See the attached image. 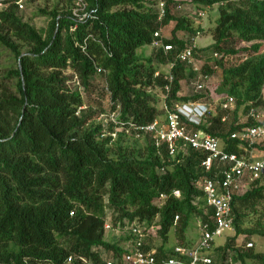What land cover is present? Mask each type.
I'll return each mask as SVG.
<instances>
[{
    "label": "trees",
    "instance_id": "16d2710c",
    "mask_svg": "<svg viewBox=\"0 0 264 264\" xmlns=\"http://www.w3.org/2000/svg\"><path fill=\"white\" fill-rule=\"evenodd\" d=\"M82 1L90 13L82 20L71 6L41 9L49 18L47 27L24 21L15 3L0 11V44L16 62L8 76L0 73V264H86L81 257L104 264L98 247L118 256L124 252L120 242L105 237L109 211L114 228L136 219L158 225L162 244L157 256H166L171 253V229L181 244H189L186 231L193 217H208L197 185L207 174L201 165L206 151L187 148L172 156L148 139L137 147L140 139L129 142L122 133L115 140L102 137L93 123L103 110L101 102L96 113L77 114L80 106L88 105L84 93H92L94 77L101 74L112 99L121 103L124 118L147 124L165 115L151 91L159 87L165 92V72L155 76L159 64L137 50L151 45L154 32L171 20L176 24L166 42L182 45L179 30L196 33L202 28L190 17L172 15L170 8L160 21L155 0ZM190 1L199 9L219 3L209 45L224 52L217 60L223 75L216 90L234 96L237 104L232 113L210 110L200 127L221 138L224 149L242 153L240 140L228 137L246 125L238 123L239 108L249 110L263 102L264 0ZM235 41L253 43L244 47L247 55L226 64L228 54L241 50L229 46ZM157 56L162 62L174 58L162 50ZM203 69L213 72L208 65ZM173 73L165 98L170 108L176 101L202 96L179 95L181 80L186 73L194 74L185 63L177 61ZM10 77L13 84L7 82ZM102 91L107 96L105 86ZM259 147L264 150V145ZM232 207L235 235L219 247L221 261L216 264H229V248L236 262L247 264L250 258L264 264V252L235 246L239 235L264 236V183L236 194Z\"/></svg>",
    "mask_w": 264,
    "mask_h": 264
},
{
    "label": "built area",
    "instance_id": "2783aa9c",
    "mask_svg": "<svg viewBox=\"0 0 264 264\" xmlns=\"http://www.w3.org/2000/svg\"><path fill=\"white\" fill-rule=\"evenodd\" d=\"M27 0H0V11L7 9L12 3L17 5L18 9H23ZM78 1L79 8L75 9L74 14L82 20L90 16L85 9L82 0ZM159 10L158 19L162 21L167 15L168 8L171 11L170 0H155ZM175 1V0H174ZM177 2V1H176ZM175 3V2H174ZM177 8H182L178 4ZM206 15L205 9H198L196 17L203 19ZM191 18V17H190ZM195 18V16H194ZM196 19V18H195ZM200 31L191 33L187 37H177L183 41V44L166 42V37L162 33V27L154 32L151 46L158 51H163L165 55L172 54L173 59L169 58V69L164 74L165 98L168 97L171 84L174 80L173 67L177 61L185 63L194 74V94H202L200 98L187 101H176L172 108L166 103L164 105V118L157 117L153 122L142 124L131 118L122 116V105L119 101L112 99L106 81L104 86L107 89L106 107L96 117V123L102 131L101 136H111L112 140L117 139L120 133L127 137L137 139L147 138L155 147L160 149L165 146L169 154L174 156L180 150L194 148L204 150L208 154L203 159L201 165L207 172L197 183L203 191L205 199V212L207 219L196 215V224L199 229V238L194 246L188 244L175 243L167 247L171 253L158 257V247L149 244L150 238L159 236L158 225L147 224L138 219L129 223V235L125 245H122L124 252L122 255H106V249L101 247V256L104 264H212L213 257L210 251L214 247L216 236H220L226 231L235 232V215L232 202L236 194H241L252 187L255 182L264 183V158H256L247 155L249 148H253L257 139L264 136V124L258 122L253 108L250 109L248 117L254 119V123L246 122V125L233 131L228 138L239 139L240 147L244 149L242 153L230 152L223 147L222 139L218 136L205 131L200 126L206 122L207 114L211 110L210 94L206 89L203 67L205 65L211 68L217 67V60L224 56V53L217 49L207 50L198 43ZM210 52V53H208ZM103 72L102 68H98ZM161 75L157 70L155 76ZM217 100V98H216ZM235 97L231 95H222L219 97V105L222 109L228 110L235 103ZM87 105L80 106L77 114L81 113ZM225 119V118H223ZM180 195V191H175ZM164 198V194H161ZM199 197H196V201ZM212 209V212H209ZM179 220V215H175L174 226ZM113 225L109 219L105 223V228L111 229ZM239 235L237 241L239 240ZM147 245L149 246L147 248ZM161 245V244H160ZM159 245V246H160ZM239 248V245H235ZM246 247H253L254 242L249 241ZM111 253V251H110ZM72 257H69L71 260ZM86 264H96L90 259L81 257ZM229 264H241L234 261L233 256L227 261Z\"/></svg>",
    "mask_w": 264,
    "mask_h": 264
},
{
    "label": "rangeland",
    "instance_id": "374dc122",
    "mask_svg": "<svg viewBox=\"0 0 264 264\" xmlns=\"http://www.w3.org/2000/svg\"><path fill=\"white\" fill-rule=\"evenodd\" d=\"M177 2L171 3V14L180 17V16H186V17H191L194 21V26L196 28H202V31H200L199 34V39L198 43L201 47L207 49V50H212L214 49L212 45L214 42V38L212 35V30L216 26L218 22V18L220 15V10H219V3H216L208 8H205L206 15L203 19H198L196 17L197 11L199 8H197L190 0H175ZM182 4V8H177L178 4ZM59 7V9H64L67 7H73V9H80L78 1H68V0H27L25 3V7L23 9H17L18 14L23 18L24 21H27L37 27H47L49 18L44 15L40 14L41 9H47L51 10L54 7ZM195 16V18H194ZM176 22L175 20H171L168 24H165L162 26V33L166 36L171 38L173 35V28L175 26ZM190 31H185V30H179L177 32L178 36L181 37H187L191 35ZM12 36V35H11ZM14 41H18L16 37H13ZM253 42H242V41H235L229 44V46H235L237 49H241L239 53L235 55H227L226 59H228L226 64L233 63L238 60V58L241 55H247L248 51L244 50V47H249ZM23 48L25 49L24 45ZM138 53H141L145 57H153L154 62L159 64V69L160 71L167 72L169 69L168 62H162L157 56L156 50L151 46V45H145L140 48H138ZM222 52V51H221ZM210 53V52H208ZM224 53V52H222ZM16 65L14 55L12 54L11 50L6 48L5 46L0 44V73L3 75L8 76L9 71L13 69ZM213 70L212 73H207L203 69V75L205 76V83H206V89L208 93L211 96V99H209V103L211 104V111L213 113L221 110V107L219 105V97L222 96L217 93V87L219 85V82L222 79V68L218 64L216 68H211ZM188 71V70H187ZM68 74H72L71 71H68ZM195 81L194 75L190 73H186V76L181 80V90L179 95L182 96H192L194 94V84L193 82ZM8 83L13 84L14 81L11 79V77L7 80ZM104 76L101 74H98L94 77L93 80V87L94 90L92 93L85 92L84 96L85 99L88 102V105L85 109L81 111V114L84 115H89L90 113H96L98 110V107H95L97 103L101 102V107L104 109L107 104V96L104 95L102 89L104 88ZM151 91L156 95L157 97V105L164 109V105L166 103L165 101V92L159 88L155 87L152 88ZM263 94V102L259 105H256L253 107L255 116L253 118H256L258 122H261L264 124V89L262 91ZM217 98V100H216ZM91 104V105H90ZM236 100L234 105L226 111V113H232L235 108H236ZM249 110H245L244 105H242L239 110H238V123L239 124H246L247 121L251 122V120H254L252 117H248ZM164 118V115L161 116ZM93 123H96V119L93 121ZM129 142L133 141V137H130ZM147 141V138L140 139L137 147L144 146ZM255 144L257 146H254L253 148H249V150L246 152L247 155H252L253 157L256 158H264V150H262L259 145H264V136L261 138L257 139ZM109 220L112 217V212L109 211ZM129 226L126 225L124 228H114L112 227L111 229L106 230L105 237L109 239L112 242H120L121 245H125L127 240L130 238L129 235ZM199 229L196 224V218L193 217L191 220L190 226L186 231V239L188 241V245L194 246L199 238ZM235 235L234 230L233 231H226L220 236H216L215 241H214V247L210 251V255L213 257V263L216 264L221 261V255H222V249L219 250L220 246H223L226 242L229 241L231 237ZM240 238V241L236 240V244L239 245L240 247H246L245 245L249 242L252 241L254 242V246L252 247L255 251L257 252H264V236L262 235H253L251 237H245L242 235ZM170 245H173L175 243H180V238L178 237L175 228L171 229L169 233V240L167 242ZM149 244L151 246L158 247L160 244H162V238L159 236L153 235L150 240ZM235 244V245H236ZM101 251V247H98ZM107 256H110L113 254V251H106L105 252ZM234 254L232 248H229L226 250V261L229 260L230 257H232ZM240 262V261H239ZM247 264H263L257 260H253L248 258L247 259Z\"/></svg>",
    "mask_w": 264,
    "mask_h": 264
},
{
    "label": "crops",
    "instance_id": "0c3cea01",
    "mask_svg": "<svg viewBox=\"0 0 264 264\" xmlns=\"http://www.w3.org/2000/svg\"><path fill=\"white\" fill-rule=\"evenodd\" d=\"M239 240H240V238H239Z\"/></svg>",
    "mask_w": 264,
    "mask_h": 264
}]
</instances>
